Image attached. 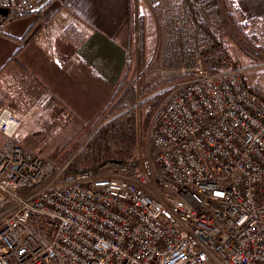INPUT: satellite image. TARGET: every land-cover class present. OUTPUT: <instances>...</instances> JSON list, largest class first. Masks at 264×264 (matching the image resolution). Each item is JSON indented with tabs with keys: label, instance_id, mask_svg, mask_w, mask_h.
Instances as JSON below:
<instances>
[{
	"label": "built area",
	"instance_id": "obj_1",
	"mask_svg": "<svg viewBox=\"0 0 264 264\" xmlns=\"http://www.w3.org/2000/svg\"><path fill=\"white\" fill-rule=\"evenodd\" d=\"M47 1L0 0V27ZM166 71L192 77L156 113L132 175L117 162L73 177V158L23 148L0 111V264H264V108L239 69ZM91 137L78 153L92 157Z\"/></svg>",
	"mask_w": 264,
	"mask_h": 264
},
{
	"label": "crops",
	"instance_id": "obj_2",
	"mask_svg": "<svg viewBox=\"0 0 264 264\" xmlns=\"http://www.w3.org/2000/svg\"><path fill=\"white\" fill-rule=\"evenodd\" d=\"M236 3L241 15L264 25V0ZM132 8L131 0H48L36 12L6 20L0 27V106L17 118L37 105L32 114L43 125L51 123L47 110L63 111L70 125L94 121L122 79Z\"/></svg>",
	"mask_w": 264,
	"mask_h": 264
},
{
	"label": "trees",
	"instance_id": "obj_3",
	"mask_svg": "<svg viewBox=\"0 0 264 264\" xmlns=\"http://www.w3.org/2000/svg\"><path fill=\"white\" fill-rule=\"evenodd\" d=\"M151 5L153 14L162 24V29L166 31V41L161 51V65L165 69L192 67L201 59L206 63L210 73L218 72L220 67L223 71L231 70L234 66V69H238L241 67V59L236 57V54L234 59L233 43H235V53L237 49L241 50L244 57L249 56L246 57L248 62L254 63L256 59L264 61V47L257 45L252 39L253 34H247L250 24L242 22L244 16L238 10L236 0H151ZM65 34L70 37L67 31ZM130 36L128 59L122 79L110 102L90 128L92 129L101 119L103 121L111 119L101 127L98 134L91 137L90 144L94 150L92 157L86 153V148L78 153L77 157H80L81 153L85 152L83 159L89 161L90 165L72 169L73 177L84 170L91 171L95 176H106L117 162L127 168L128 175H132L138 169L139 157L136 156V152L139 145L144 146L146 136L141 134V124L136 120L138 118L134 107L137 98L136 86L127 84L132 70L131 57L134 55L132 32ZM80 43L81 39L78 40L77 45ZM140 48L141 53L142 45ZM181 79L187 81L191 76ZM242 80L251 97L264 108V68L251 82H248L244 74ZM175 81L171 79L152 84L140 82L138 92L142 99L145 97L146 99L140 102L139 107L142 109L143 105L148 104L152 110L158 96H147L161 86L173 84ZM151 110L147 112L149 115L144 116V132H147L146 123L153 115ZM86 137V134L80 137L76 149L80 148L81 142ZM100 155H110L111 158L102 156L99 160Z\"/></svg>",
	"mask_w": 264,
	"mask_h": 264
},
{
	"label": "rangeland",
	"instance_id": "obj_4",
	"mask_svg": "<svg viewBox=\"0 0 264 264\" xmlns=\"http://www.w3.org/2000/svg\"><path fill=\"white\" fill-rule=\"evenodd\" d=\"M131 2H133L131 32L134 36L132 37L134 55L131 57L132 70L127 84L136 86L137 98L134 104V107L136 108V117H138L136 120L141 124V134L146 136L144 140V146L139 145L137 148L136 156L139 157L141 154H143V150H147L148 146L150 145V127L156 113L165 104L172 91L176 87L182 86L186 82V79H181L183 76L178 75L175 71H166L168 69L163 68L161 65V51L164 42L163 37L161 36L158 29L157 18L153 14L151 0H131ZM242 22L250 24L249 29L246 31L247 34H253L254 37H252V39H254L257 45L264 47V25L258 24L256 22L253 23L252 19L246 17L242 18ZM141 45L143 51L140 53L139 51L141 49ZM128 48H130V46H128ZM232 52L234 59L235 54L236 57H240L241 67L238 69L242 71V74H244L248 82H251L255 78L256 74L264 68V61L262 62L261 60L256 59L254 63H251L247 61L249 56L245 55L247 58L244 57V53L241 52V50L237 49V53H235V43L232 44ZM138 75L142 77L139 81L136 80ZM171 79L176 80L175 83L161 86L160 88L153 91L149 96H147H158V99L153 106V111L150 109V107H148V104L143 105L142 109L139 107L140 102L146 99V97L142 99L138 92L140 82L152 84ZM3 109L12 111L5 106H0V111ZM38 109L39 107L37 105H33L32 107H29L28 110L26 108L24 114L19 112L18 115L21 117L17 118L19 119L23 117V119H21V127L17 132L16 141L20 143L23 148L40 154L44 159L50 161L56 166L62 165L69 158H73V169L83 168L87 165H90L89 161H85L83 159L85 152H82L80 157H77L79 149L76 148L79 145V139L84 134H86L88 137L98 134L101 130V127L108 123L111 118L107 119V121H103V119L99 120L91 129L90 125L94 121L89 122L88 125H70L67 121L68 117L64 116L63 111L60 110L61 112H54L47 110V113H45L46 122L51 123L43 125L41 122L37 123L33 115L39 112ZM148 110H151L153 115L151 116L148 123H146L148 125L147 132H144V116L146 117ZM100 115L101 114H99L97 118L100 117ZM115 116L116 115H114V117ZM3 142L4 138L2 137L0 140V146L3 144Z\"/></svg>",
	"mask_w": 264,
	"mask_h": 264
},
{
	"label": "water",
	"instance_id": "obj_5",
	"mask_svg": "<svg viewBox=\"0 0 264 264\" xmlns=\"http://www.w3.org/2000/svg\"><path fill=\"white\" fill-rule=\"evenodd\" d=\"M8 12L5 9H0V16L5 17L7 16Z\"/></svg>",
	"mask_w": 264,
	"mask_h": 264
}]
</instances>
